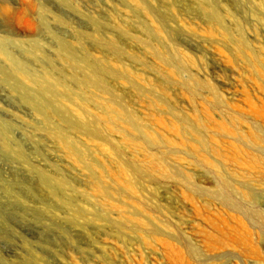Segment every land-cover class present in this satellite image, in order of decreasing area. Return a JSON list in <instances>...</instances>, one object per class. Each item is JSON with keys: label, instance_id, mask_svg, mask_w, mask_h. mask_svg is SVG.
I'll list each match as a JSON object with an SVG mask.
<instances>
[{"label": "rangeland", "instance_id": "1", "mask_svg": "<svg viewBox=\"0 0 264 264\" xmlns=\"http://www.w3.org/2000/svg\"><path fill=\"white\" fill-rule=\"evenodd\" d=\"M137 1L143 7L0 0V51L8 56L0 54V264H264V228L213 196L225 182L237 202L264 216V0ZM213 14L223 28L211 23ZM239 28L250 48L244 55L261 57V66L225 47L223 36L236 39ZM93 67L107 90L95 97L126 107L159 148L130 130L127 140L111 137L118 153L100 150L58 107L46 122L30 105H46L45 75L60 94L89 96L76 80ZM21 68L29 81L18 77ZM191 76L214 88L220 107L207 88L194 95L184 87ZM91 110L93 122L100 112ZM181 118L216 151L197 159L214 167L198 165L193 144L163 145L164 137L183 139ZM59 134L78 143L74 157ZM253 136L262 138L256 146L245 141ZM81 153L85 162L77 161ZM150 156L158 173L148 172Z\"/></svg>", "mask_w": 264, "mask_h": 264}, {"label": "bare ground", "instance_id": "2", "mask_svg": "<svg viewBox=\"0 0 264 264\" xmlns=\"http://www.w3.org/2000/svg\"><path fill=\"white\" fill-rule=\"evenodd\" d=\"M129 1L130 3L136 5L137 7H143L141 3H139L141 1L139 2L137 0H129ZM262 8L264 10V3L262 4ZM211 21H212L211 22L212 24L223 28L222 19L217 14L212 15ZM154 31L158 33L160 32V29H155ZM223 41H224V45L226 48H228L233 54L241 56L248 64L254 65L255 67H259L263 64V60L259 56H256L252 59L249 56L244 55L250 48L248 45V41L245 39L243 35V31L240 30V28H239V33L236 39L232 38L229 34H225L223 36ZM110 45L112 46L113 49H115L114 44L111 43ZM179 52L178 50H176L175 54L180 59L183 56ZM0 54L3 57H8L3 51H0ZM154 56L157 59L163 58V55H161V53H159L158 51H156ZM163 59H165V57ZM188 65L192 66L193 62L189 60ZM97 68L93 67L92 72L90 71L91 72L90 75L88 73H87L88 75L84 74L83 76H81V78L76 80L77 84L79 85V88L83 92L87 93V91H89L88 92L90 93L89 96L87 94V95H82V97H79L77 93L76 94L72 93V91L68 89H64V92H63L64 95L60 94L58 92L57 86H55L56 84L51 83L52 80L50 81L49 77L45 75L44 78L40 81L39 87L41 89V94L43 95L44 98H46L47 103L45 105V104H42L40 101H33V102H29L30 105L34 107V110L37 113L41 114V116L46 122H50L51 119L55 115H57V111H53V110L58 107V109H60L63 112V114H65V117L67 119L66 121L68 123L69 128L75 129L76 132L87 136L89 141H92L93 143L98 142L97 145L101 148L100 150H102V146H105V147L109 146L114 153H118L119 152L118 146L117 144H115V142H113L115 140H112L111 137L113 135H118L120 139L127 140V138L129 137L128 133H130V130L131 132L132 131L139 132L145 145H149L154 148H159L161 143L159 139L156 137V135L154 136L151 133L152 131L149 132V131H146L145 129L143 130L136 116H134L126 107L119 105L114 101H104L97 96L95 97V95L93 94L94 92H98L97 94L100 93L103 96L107 94L106 88L103 87V85L100 82V78H99L100 72ZM17 74H18V77H20L22 80L29 81L28 75L26 74L24 70H22V68L21 70L19 69ZM125 75H128V73ZM194 78L191 76L190 82L184 84V87L190 90L191 93H193L194 95L196 94V91L200 87L207 88L215 98V106L220 107L222 102L219 96L217 95V92H215L214 88L210 86L208 83L198 82ZM161 104H163V102H161ZM92 108L98 109L96 111H99L100 113L96 117L95 119L96 121L95 120L93 121L90 119L91 121H93V122H90L88 121V117L92 115V110H91ZM60 112L58 111V113ZM180 123L182 127L177 131L178 132L180 131V134L182 135L183 139L177 142V141L167 139L164 137L163 141L161 140L162 143H164L163 145L167 146L168 148L171 147V149L183 150L185 149V147L186 148L189 147L188 145L193 144L192 147L188 149L190 150V153L192 154L193 158L196 160L200 159L202 156V153L204 152L207 154L216 153V151L210 146L208 141L201 135V132L199 129L192 127V126L189 127L184 118H181ZM59 135H61V137H58V136L55 137L56 139H60V141L57 140L58 142H60L59 144H61V146L67 151L68 155L74 157L73 155H76L77 153L76 148H77L78 143L71 137L62 136V134H59ZM186 135H189V137L191 136L192 139L190 140L189 137L187 138ZM261 139L262 138L260 136H253V137H246L245 141L248 143L250 142L251 146H256L259 142H261ZM103 143H106V144L102 145ZM144 143H141V144H144ZM143 148H144L143 146L142 148H140L141 152H143L142 150ZM111 149L109 151H111ZM85 156L86 155H83L81 153L78 156L79 158L77 157V161L85 162V159H86ZM147 160H148L149 174L150 172H153L154 174L158 173L159 170L156 168V165H155V162L158 159L155 158V156H150V157H147ZM198 165L199 166H202V165L212 166L207 160L198 161ZM88 167L90 170L93 169V167L90 165H88ZM94 167L96 168V166ZM119 167H120L119 177L126 178L127 177L126 174L128 170L126 171V168L123 167L122 164H120ZM143 171L145 172V170L142 169L140 166H138V168L135 169L136 174L141 175L144 173ZM91 176L94 182L97 183V184H94V186L96 185L95 188L99 190L101 194H104L106 196L109 195V192L106 189H104V187L102 186L98 178L96 176L93 177V173ZM132 181L133 180H127V182H125V186H123V188L126 191H129V193L133 191L134 185ZM218 186H219L218 189L213 194V196L216 199H218L224 206L229 208L231 211L237 214L244 215L247 219L254 222L256 226L264 228L263 214H261L259 211L249 208L246 204L242 202H237L234 199L233 195L229 193L230 191L227 192L228 185L225 182H219ZM201 193H205V191H201ZM187 247H189L188 243H187ZM191 250L195 253L193 249Z\"/></svg>", "mask_w": 264, "mask_h": 264}]
</instances>
